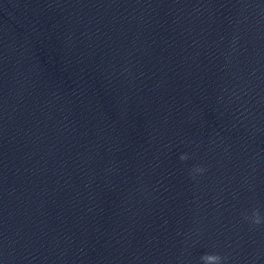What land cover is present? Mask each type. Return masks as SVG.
<instances>
[{
  "label": "clouds",
  "instance_id": "clouds-1",
  "mask_svg": "<svg viewBox=\"0 0 264 264\" xmlns=\"http://www.w3.org/2000/svg\"><path fill=\"white\" fill-rule=\"evenodd\" d=\"M188 159L187 154H182L180 156L181 161H185ZM195 171L202 172V168H196ZM245 219H249L252 224L254 225H260L261 223H264V218L261 217V214L258 209H254L251 216H245ZM226 258H222L218 254H205L201 257V260L203 261V264H222V261Z\"/></svg>",
  "mask_w": 264,
  "mask_h": 264
}]
</instances>
